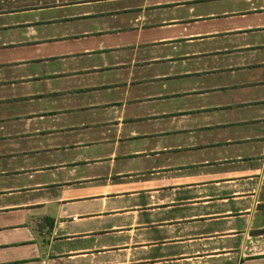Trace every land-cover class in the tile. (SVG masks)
Returning <instances> with one entry per match:
<instances>
[{
	"label": "crops",
	"instance_id": "0c3cea01",
	"mask_svg": "<svg viewBox=\"0 0 264 264\" xmlns=\"http://www.w3.org/2000/svg\"><path fill=\"white\" fill-rule=\"evenodd\" d=\"M0 264H264V0H0Z\"/></svg>",
	"mask_w": 264,
	"mask_h": 264
}]
</instances>
